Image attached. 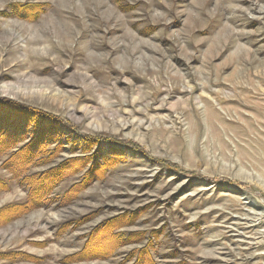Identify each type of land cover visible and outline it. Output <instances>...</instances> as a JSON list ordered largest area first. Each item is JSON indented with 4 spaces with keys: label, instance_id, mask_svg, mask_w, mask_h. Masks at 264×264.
<instances>
[{
    "label": "rangeland",
    "instance_id": "374dc122",
    "mask_svg": "<svg viewBox=\"0 0 264 264\" xmlns=\"http://www.w3.org/2000/svg\"><path fill=\"white\" fill-rule=\"evenodd\" d=\"M0 100L76 171L0 264H264V0H0Z\"/></svg>",
    "mask_w": 264,
    "mask_h": 264
},
{
    "label": "trees",
    "instance_id": "16d2710c",
    "mask_svg": "<svg viewBox=\"0 0 264 264\" xmlns=\"http://www.w3.org/2000/svg\"><path fill=\"white\" fill-rule=\"evenodd\" d=\"M14 11L20 12L23 17L35 12L27 6H19ZM4 102L0 100V158L5 157V160L0 167L20 188L27 190V199L23 204H9L0 208V227L27 214L39 202L41 204L47 200L58 185L76 174V171L68 172L69 164L51 166L57 149L55 145L58 144L54 132L56 122L69 128L68 124L34 113L23 106L6 105ZM38 169L43 170L30 172ZM6 189L0 183V192Z\"/></svg>",
    "mask_w": 264,
    "mask_h": 264
}]
</instances>
